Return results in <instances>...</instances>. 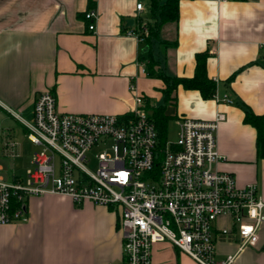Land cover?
Returning a JSON list of instances; mask_svg holds the SVG:
<instances>
[{
    "label": "crops",
    "instance_id": "0c3cea01",
    "mask_svg": "<svg viewBox=\"0 0 264 264\" xmlns=\"http://www.w3.org/2000/svg\"><path fill=\"white\" fill-rule=\"evenodd\" d=\"M88 8L98 12L94 31L83 17ZM147 13L146 0H0V109L21 123L15 114L31 119L35 98L48 90L61 112L126 114L134 106L133 82L146 111L164 104L176 127L181 117L210 120L222 113L216 139L225 159L218 168L232 173L239 187L255 184L264 200V159L255 129L243 122L245 107L264 114V0H179L178 19L160 25L152 50L166 74L190 78L195 55L211 54L206 72L216 90L208 99L178 85L165 100L164 82L142 72L139 55L147 46L126 32ZM9 137L15 146L8 157L22 156L21 142ZM26 211V221L0 225V264L122 263L113 208L46 195L29 197ZM217 226L230 224L219 218ZM216 236V259L234 255L232 264H264V224L254 247L238 250L234 230ZM151 264L197 263L165 241L152 246Z\"/></svg>",
    "mask_w": 264,
    "mask_h": 264
},
{
    "label": "built area",
    "instance_id": "2783aa9c",
    "mask_svg": "<svg viewBox=\"0 0 264 264\" xmlns=\"http://www.w3.org/2000/svg\"><path fill=\"white\" fill-rule=\"evenodd\" d=\"M143 8L136 4L138 11ZM85 19L94 31L96 8ZM126 35L140 38L134 30ZM129 90L134 106L126 114L61 112L48 90L35 98L31 119L15 114L39 150L24 175L8 182L0 174V225L26 221L29 197L66 196L120 208L121 264H151L152 246L165 241L197 264H232L234 255L216 259V235L234 230L238 250L254 247L264 224V200L255 184L239 187L232 173L218 168L225 159L216 139L224 115L181 117L176 139L162 143L143 95L133 82ZM14 146L7 140L4 153L12 155ZM97 146L103 149L91 171L87 154ZM219 218L230 227L218 228Z\"/></svg>",
    "mask_w": 264,
    "mask_h": 264
},
{
    "label": "trees",
    "instance_id": "16d2710c",
    "mask_svg": "<svg viewBox=\"0 0 264 264\" xmlns=\"http://www.w3.org/2000/svg\"><path fill=\"white\" fill-rule=\"evenodd\" d=\"M148 19L143 20L142 17L137 18V27L134 32L138 37L143 38L147 46L146 51H142L139 55V61L143 63L145 73L149 77L160 78L165 87L162 90L164 99L167 100L171 91L178 85L185 89H196L204 99L214 96L216 83L208 77L206 72V59L211 55L208 51L200 52L195 55L196 66L194 74L190 78L170 76L166 74L160 66V61L153 55L152 43L159 40L158 30L160 25L165 22L175 21L179 15V0H146ZM91 8H88L89 10ZM86 10V11H87ZM85 11V12H86ZM85 19V13L83 15ZM86 20V19H85ZM87 27H88V21ZM147 30V35L143 30ZM163 47L171 45L166 41H160ZM144 98V97H143ZM145 104H147L144 98ZM151 118L155 122L159 135L165 131L166 121L168 117L164 113V104L153 107L151 110ZM243 122L250 125L256 132V148L257 154L264 159V114L254 113L249 108H244Z\"/></svg>",
    "mask_w": 264,
    "mask_h": 264
},
{
    "label": "rangeland",
    "instance_id": "374dc122",
    "mask_svg": "<svg viewBox=\"0 0 264 264\" xmlns=\"http://www.w3.org/2000/svg\"><path fill=\"white\" fill-rule=\"evenodd\" d=\"M151 104H157L156 99H150ZM26 116V115H24ZM27 132L24 126L16 121L14 118L9 116L3 110L0 109V165L2 166V170L0 174L2 175L5 181H11L14 175H24L26 170L31 168V156L32 154L39 150V147L35 146L26 136ZM177 127L176 121L174 118L170 117L166 121V128L163 133H161L160 141L164 143L165 141L173 142L177 137ZM9 135H13L15 139H18L20 144V152L22 156H16L13 159L9 158L8 155L4 153V143L7 140H12ZM103 149V146L93 147L87 154L89 158V162L86 167L94 171L95 170V161L96 156ZM56 157V161H57ZM113 210L120 212L119 207H113Z\"/></svg>",
    "mask_w": 264,
    "mask_h": 264
},
{
    "label": "water",
    "instance_id": "95a60500",
    "mask_svg": "<svg viewBox=\"0 0 264 264\" xmlns=\"http://www.w3.org/2000/svg\"><path fill=\"white\" fill-rule=\"evenodd\" d=\"M127 22H128L129 24H132V23H133V19H128ZM146 49H147V47L143 49V52L146 51Z\"/></svg>",
    "mask_w": 264,
    "mask_h": 264
}]
</instances>
